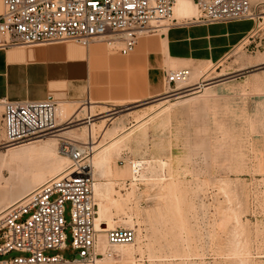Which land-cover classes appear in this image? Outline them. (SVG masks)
<instances>
[{
  "label": "rangeland",
  "instance_id": "obj_1",
  "mask_svg": "<svg viewBox=\"0 0 264 264\" xmlns=\"http://www.w3.org/2000/svg\"><path fill=\"white\" fill-rule=\"evenodd\" d=\"M257 5L253 37L209 68L210 81L188 106L175 101L199 90L197 78L139 103H57L68 117H59L53 135L94 150L111 145L92 176L109 184L111 228L136 234L122 247L101 237L97 251L105 257L95 264H264V4ZM3 140L0 129V157L8 150ZM117 162H139L141 170L117 182L107 176ZM3 176L9 178L6 170ZM69 210L66 203V222ZM65 232L67 248L56 253L73 260L78 254Z\"/></svg>",
  "mask_w": 264,
  "mask_h": 264
},
{
  "label": "built area",
  "instance_id": "obj_2",
  "mask_svg": "<svg viewBox=\"0 0 264 264\" xmlns=\"http://www.w3.org/2000/svg\"><path fill=\"white\" fill-rule=\"evenodd\" d=\"M174 2L1 0L0 50L68 41L86 47L101 40L111 51L128 55L139 37L157 34L173 25ZM193 3L195 15L190 20L198 24L245 20L257 24L260 20L253 11L257 0H193ZM189 77L190 70L185 68L168 71L166 88H176ZM57 103L53 98L34 102L1 99L0 129L4 133L1 144L18 146L55 134ZM57 144L59 155L69 161L67 170L37 186L0 214V264H95L98 257H104L97 251L99 233L104 234L108 246L126 245L135 239V231L127 227L103 228V232L95 229L98 207L95 180L88 166L92 147L67 138H60ZM137 163H129L131 178L139 169ZM66 203L70 204V222L64 217ZM67 228L71 232L70 249L78 254L73 260L56 253L67 248ZM13 252L19 256L7 259Z\"/></svg>",
  "mask_w": 264,
  "mask_h": 264
},
{
  "label": "crops",
  "instance_id": "obj_3",
  "mask_svg": "<svg viewBox=\"0 0 264 264\" xmlns=\"http://www.w3.org/2000/svg\"><path fill=\"white\" fill-rule=\"evenodd\" d=\"M175 20L157 34L139 37L128 55L111 51L101 40L86 47L68 41L0 50V100L102 104L155 99L166 91L168 71L218 65L250 39L257 25L251 20L209 25ZM107 176L129 180V164H112Z\"/></svg>",
  "mask_w": 264,
  "mask_h": 264
},
{
  "label": "bare ground",
  "instance_id": "obj_4",
  "mask_svg": "<svg viewBox=\"0 0 264 264\" xmlns=\"http://www.w3.org/2000/svg\"><path fill=\"white\" fill-rule=\"evenodd\" d=\"M257 2H260L262 4L264 0H257ZM193 12L194 4L192 3V0H177L173 8L172 17L177 18L178 21L183 19H191V17L193 16ZM177 13H179V16H175V14ZM164 29L166 28H163L161 30ZM209 70V68H206L204 70H194L193 72H190V77L188 78L186 85L188 84L189 80L193 81L197 78L198 81L195 86L197 87L196 89L199 88V90L193 92V94L191 95L187 94L188 96L183 95L182 97L176 98L177 101H175V103L181 104L183 106H188L190 102H193L198 97L194 95L200 92V88H202V86L204 87V85H202L201 83L210 81V79H207V73ZM199 84L201 85L199 86ZM61 107L56 108L58 117L57 127H59L58 121L60 116L62 117V122L64 118L66 119L68 117V112L64 113V110ZM128 129L129 128L124 129L120 133V135L124 134V132H126ZM58 138H60V135H53L52 140L48 142L31 141L24 144H18V146L5 145L8 150L2 157H0V214L4 210L19 202V200L23 199L29 193H31L34 189L37 188V186L49 181L50 179H54V177L59 176L61 173L67 170L69 162L66 161L65 157L59 156L57 154L56 141H58ZM110 147L111 145L101 149L96 147L95 150L92 147L93 155L91 154L88 160V166L91 168L92 175H94L93 165H95V168H100L107 162L109 153L111 152ZM137 165L139 169L138 171H136L133 177H136L141 170V163L138 162ZM5 170L9 174L8 179L3 176V171L5 172ZM108 185V183L101 182H95L94 184V196L96 197V203L98 207V217L95 221V229L98 232H103V228L110 229L112 227V222L109 218L107 219L106 207H104V203L108 201V191L110 190ZM101 237H105L103 233H99L98 235V246ZM126 245L114 246L122 247ZM107 255L111 256L109 254ZM71 263L74 264L76 262Z\"/></svg>",
  "mask_w": 264,
  "mask_h": 264
}]
</instances>
